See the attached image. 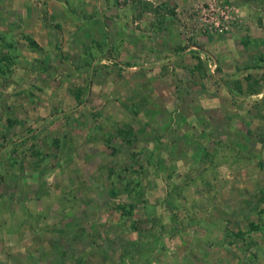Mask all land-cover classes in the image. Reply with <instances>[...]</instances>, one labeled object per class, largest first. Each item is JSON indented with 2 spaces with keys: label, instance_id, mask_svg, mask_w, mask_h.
I'll use <instances>...</instances> for the list:
<instances>
[{
  "label": "rangeland",
  "instance_id": "rangeland-1",
  "mask_svg": "<svg viewBox=\"0 0 264 264\" xmlns=\"http://www.w3.org/2000/svg\"><path fill=\"white\" fill-rule=\"evenodd\" d=\"M0 264H264V0H0Z\"/></svg>",
  "mask_w": 264,
  "mask_h": 264
}]
</instances>
